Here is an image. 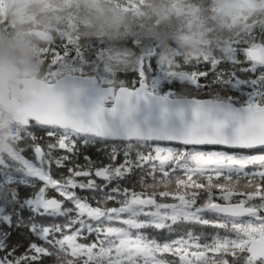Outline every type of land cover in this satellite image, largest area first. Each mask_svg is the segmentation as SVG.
<instances>
[{
    "label": "snow or ice",
    "instance_id": "6c2138e0",
    "mask_svg": "<svg viewBox=\"0 0 264 264\" xmlns=\"http://www.w3.org/2000/svg\"><path fill=\"white\" fill-rule=\"evenodd\" d=\"M106 52L116 72L102 81L89 70ZM41 55V87L0 160V264H264V29L167 64L140 41ZM97 143L106 159L80 163V146Z\"/></svg>",
    "mask_w": 264,
    "mask_h": 264
},
{
    "label": "clouds",
    "instance_id": "9594fccd",
    "mask_svg": "<svg viewBox=\"0 0 264 264\" xmlns=\"http://www.w3.org/2000/svg\"><path fill=\"white\" fill-rule=\"evenodd\" d=\"M0 0V157L10 159L18 109L39 89L42 51L54 43L136 40L156 48L167 64L244 40L264 29V0ZM103 65L111 70L107 57ZM69 98L85 86L60 77Z\"/></svg>",
    "mask_w": 264,
    "mask_h": 264
},
{
    "label": "trees",
    "instance_id": "16d2710c",
    "mask_svg": "<svg viewBox=\"0 0 264 264\" xmlns=\"http://www.w3.org/2000/svg\"><path fill=\"white\" fill-rule=\"evenodd\" d=\"M257 30H261V29H257ZM256 31V30H255ZM254 32V31H253ZM248 37V36H247ZM77 40H78V42L82 45V46H85V45H87V46H91V45H93V44H100V43H102L103 45H104V47H105V49L106 50H116V49H119V48H123V47H126L127 46V42L128 41H126V42H124L123 44H120V45H118V46H115V47H112V48H109V47H107L105 44H104V42L103 41H99V40H97V41H95V42H81L80 41V39L79 38H77ZM131 41H136V40H131ZM77 42V41H76ZM60 43H65V42H60ZM68 43H73V42H68ZM156 49V48H155ZM105 57H107L108 59H109V61L111 62V65H112V68H111V70H108L107 68H105L104 67V65H103V60H104V58ZM95 63H96V65L99 67V72L98 73H93V72H91V70H89V75H96L97 77H99L102 81H106V80H109V79H112L113 78V76H114V73L116 72V65H115V63H114V61H113V59H112V57L111 56H109L108 54H107V52H106V54L105 55H103L102 57H99V58H97L96 59V61H95ZM222 69H230V65L227 63V62H225V63H223L221 66H220ZM47 70V68H46V65L44 64V71L42 72V75H43V73L45 72ZM194 70V69H193ZM199 70H206V66H203V65H201L200 67H199ZM120 78L121 79H131V75L130 74H128V75H126V74H124V73H121L120 74ZM42 79V78H41ZM213 78L211 77V76H209V78H208V81H211ZM207 81H204L203 79L201 80V83H206ZM103 87H108V85L107 84H103L102 85ZM165 90H168V88L167 87H165ZM172 90H175V91H184L185 90V88H184V86H182L179 82H175V85H174V87H173V89ZM191 90V92H192V94L193 95H200V96H204V94L205 93H207V92H209V91H211V92H215V91H217L218 89L214 86L213 88H211V89H204L202 92H200V93H197L196 91H195V89H190ZM13 134V133H12ZM39 137H41L42 139L40 140V142L43 144V143H47V142H49L48 141V137H47V135H46V133L45 132H42V131H37V133H36ZM13 138V137H12ZM23 146V145H22ZM106 149H108V150H110V148H109V146L108 145H105V144H102V143H97V144H95V145H89V146H83V145H81L80 146V155H79V161H80V163H83L84 162V155H89V156H91V158L94 160V161H96V162H99V161H101V160H105L106 159ZM13 150H15V144H14V140H13ZM12 150V151H13ZM29 156H31V155H29ZM81 194H83V195H87L88 193H86V192H84V193H81ZM109 206H111V205H109ZM27 214V213H26ZM21 232H23V229H21L20 230ZM17 235H19V233L17 234Z\"/></svg>",
    "mask_w": 264,
    "mask_h": 264
},
{
    "label": "water",
    "instance_id": "95a60500",
    "mask_svg": "<svg viewBox=\"0 0 264 264\" xmlns=\"http://www.w3.org/2000/svg\"><path fill=\"white\" fill-rule=\"evenodd\" d=\"M41 81H42V80L40 79V81H39V85H40V86H39V89H40V87H41ZM104 88L106 89L107 87H104ZM39 89H38V90H39ZM38 90H37V91H38ZM37 91H35L34 93H36ZM34 93H33V94H34ZM33 94H32V95H33ZM28 101H29V100H28ZM70 103H71V101H70ZM79 103H80L82 106H84L85 108H87V107L90 106V100H89V97H88V94H87V93H83V94L80 96ZM26 104H27V103H26ZM26 104H25V105H26ZM25 105H24V106H25ZM24 106H23V107H24Z\"/></svg>",
    "mask_w": 264,
    "mask_h": 264
},
{
    "label": "flooded vegetation",
    "instance_id": "af4514ba",
    "mask_svg": "<svg viewBox=\"0 0 264 264\" xmlns=\"http://www.w3.org/2000/svg\"><path fill=\"white\" fill-rule=\"evenodd\" d=\"M13 129H14V125H13V127H12V133H13ZM12 137H13V136H12ZM14 151H15V150H13L12 153H14ZM28 155H31V153H28ZM10 157H11V155H10ZM10 159H11V158H10ZM10 159H5V158L2 157V160H4V161H9Z\"/></svg>",
    "mask_w": 264,
    "mask_h": 264
},
{
    "label": "rangeland",
    "instance_id": "374dc122",
    "mask_svg": "<svg viewBox=\"0 0 264 264\" xmlns=\"http://www.w3.org/2000/svg\"><path fill=\"white\" fill-rule=\"evenodd\" d=\"M10 155L12 156V155H13V153L11 152V153H10ZM11 159H12V157H11ZM11 159H10V160H11ZM0 160H2V157H0ZM10 160H9V161H10Z\"/></svg>",
    "mask_w": 264,
    "mask_h": 264
}]
</instances>
